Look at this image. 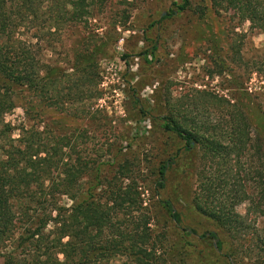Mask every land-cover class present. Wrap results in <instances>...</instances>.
Instances as JSON below:
<instances>
[{"label": "trees", "instance_id": "16d2710c", "mask_svg": "<svg viewBox=\"0 0 264 264\" xmlns=\"http://www.w3.org/2000/svg\"><path fill=\"white\" fill-rule=\"evenodd\" d=\"M109 1L0 0V264H162L160 237L167 242L168 237L152 229L147 191L175 222L197 264H264V142L237 99L212 96L221 113L207 122L173 113L155 117L158 138L170 140L172 149L160 150L150 177L133 151L131 131L115 132V143L98 138L101 144L93 149L98 157H91L89 148L80 153V128L68 131L61 120L36 112L43 106L68 118L91 117L90 100L103 96L99 62L111 44L89 49H80V39L68 44L65 65L45 62L41 51L48 50L47 35L66 41L80 36V28L95 18L96 5L104 9ZM259 3L247 0L243 9L240 0L239 10L264 29ZM187 9L188 1L179 8ZM257 100L264 113V92ZM134 101L144 113L140 99ZM18 108L24 117L15 126L6 118ZM250 151L256 164L252 182L241 163ZM194 156L204 162L202 169L185 164ZM180 166L196 179L195 210L218 231L199 234L184 226L174 203L163 198ZM244 204L245 216L237 212ZM175 252L174 261L180 256Z\"/></svg>", "mask_w": 264, "mask_h": 264}, {"label": "rangeland", "instance_id": "374dc122", "mask_svg": "<svg viewBox=\"0 0 264 264\" xmlns=\"http://www.w3.org/2000/svg\"><path fill=\"white\" fill-rule=\"evenodd\" d=\"M187 1L189 9L179 10ZM239 1L110 0L104 9H101L102 3H98L95 18L88 19L80 28V36L74 33L66 41L62 35H47L45 39L49 43L44 44L43 49L48 50L41 53L45 62L65 65L71 58L66 49L68 44L80 39V49H89L104 41L110 43L108 54L99 62V90L103 96L90 100L92 114L86 119L68 118L60 111L43 106L36 107V112L46 120H61L68 131L80 128L83 134L80 153L89 148L91 157H98L93 150L101 144L98 138L115 143V132L131 131L133 151L149 168L144 171L149 177L160 150L172 149L170 140L158 138L160 127L155 117L173 113L181 119L196 116L211 121L216 113H221L219 106L212 104V96L237 99L254 134L256 131L264 142V113L256 104L258 95L264 92V29L240 12ZM242 1L244 9L247 0ZM259 1L264 14V0ZM173 12L176 14L171 15ZM115 27L117 35L113 32ZM106 35L109 37L105 40ZM113 36L115 39L111 40ZM63 40L65 47L61 46ZM229 59L236 60L230 63ZM91 91L95 94L94 87ZM135 98L140 99L144 113L139 111ZM23 117V110L18 108L6 120L17 126ZM17 136L18 132L15 138ZM122 146L125 151L129 149L128 143ZM241 163L242 173L252 182L256 165L254 151L248 152ZM185 164L204 167L199 156L187 159ZM187 171L190 173L185 175V168L180 166L172 173L163 198L174 203L184 226L199 234L218 231L212 221L195 210L192 193L196 179ZM152 198L153 194L147 191L144 199L146 206H152V229L157 237H168V242L160 237L165 246L163 252H166L162 255V264H197L194 256L189 255V247L182 246L175 222L156 204L158 198ZM247 208V204L241 205L237 212L245 216ZM174 252L176 256L180 254L175 259L177 262L172 260Z\"/></svg>", "mask_w": 264, "mask_h": 264}]
</instances>
